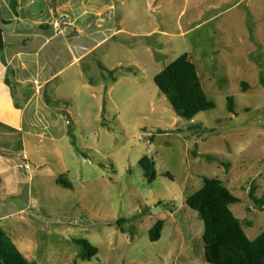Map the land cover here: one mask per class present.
Returning <instances> with one entry per match:
<instances>
[{
    "label": "rangeland",
    "instance_id": "obj_1",
    "mask_svg": "<svg viewBox=\"0 0 264 264\" xmlns=\"http://www.w3.org/2000/svg\"><path fill=\"white\" fill-rule=\"evenodd\" d=\"M114 14L113 37L44 92L69 111L66 135L0 130V165L11 169L0 175V227L35 264H207L204 223L186 205L204 177L238 200L229 208L249 240L264 233V0H115ZM183 54L214 105L191 121L154 83ZM78 72L118 83L93 99L74 89ZM79 240L96 248L91 260L79 259Z\"/></svg>",
    "mask_w": 264,
    "mask_h": 264
},
{
    "label": "crops",
    "instance_id": "obj_2",
    "mask_svg": "<svg viewBox=\"0 0 264 264\" xmlns=\"http://www.w3.org/2000/svg\"><path fill=\"white\" fill-rule=\"evenodd\" d=\"M114 6L115 0H0V130L22 133L30 126L34 132L49 131L52 139L66 135L63 125L69 123V111L57 112V96L44 92L61 72L79 67L99 44L113 37ZM55 20L61 21L59 32L53 27ZM97 34L106 35L96 40ZM89 37L92 44L84 42ZM81 79L78 72L74 89L89 90L93 99L101 100L118 83L115 79L109 85L102 79L96 83ZM5 167L0 175L11 171Z\"/></svg>",
    "mask_w": 264,
    "mask_h": 264
},
{
    "label": "trees",
    "instance_id": "obj_3",
    "mask_svg": "<svg viewBox=\"0 0 264 264\" xmlns=\"http://www.w3.org/2000/svg\"><path fill=\"white\" fill-rule=\"evenodd\" d=\"M3 47V34L0 29V49ZM160 94L165 96L176 117L191 121L198 113L210 110L213 103L206 98L195 65L187 54L179 56L163 71L154 77ZM229 109L232 98H228ZM146 180H155L154 163L148 157L139 160ZM202 187L186 199V205L195 211L204 223V233L198 243L207 264H264V233L254 240L245 235L240 220L230 211V205L238 200L212 178L203 179ZM65 186L67 182L58 180ZM259 203L258 201H256ZM163 224L157 221L149 231L150 240L157 241ZM80 248L79 259L91 260L96 254L95 247L87 241H76ZM197 248V249H198ZM0 264H35L28 261L6 237L0 227Z\"/></svg>",
    "mask_w": 264,
    "mask_h": 264
},
{
    "label": "built area",
    "instance_id": "obj_4",
    "mask_svg": "<svg viewBox=\"0 0 264 264\" xmlns=\"http://www.w3.org/2000/svg\"><path fill=\"white\" fill-rule=\"evenodd\" d=\"M60 25H61V21H59V20H55L53 22V27H54L55 30H57V32H59V30H60L59 29L60 28ZM23 160H24V158H23ZM21 168L24 169V170H26V171H28L29 173L32 172L31 169H30V167H29V165H28V163L26 161H23V164L21 165Z\"/></svg>",
    "mask_w": 264,
    "mask_h": 264
}]
</instances>
